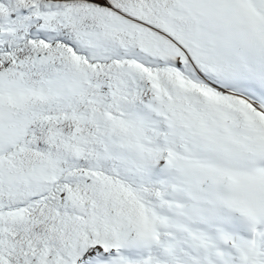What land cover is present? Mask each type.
I'll list each match as a JSON object with an SVG mask.
<instances>
[{"label":"snow or ice","instance_id":"6c2138e0","mask_svg":"<svg viewBox=\"0 0 264 264\" xmlns=\"http://www.w3.org/2000/svg\"><path fill=\"white\" fill-rule=\"evenodd\" d=\"M0 264H264V0H0Z\"/></svg>","mask_w":264,"mask_h":264}]
</instances>
